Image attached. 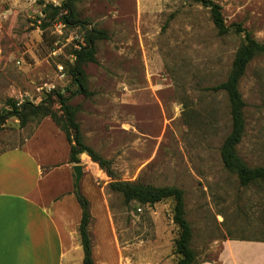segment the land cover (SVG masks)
I'll list each match as a JSON object with an SVG mask.
<instances>
[{"label":"rangeland","instance_id":"374dc122","mask_svg":"<svg viewBox=\"0 0 264 264\" xmlns=\"http://www.w3.org/2000/svg\"><path fill=\"white\" fill-rule=\"evenodd\" d=\"M214 1L228 25L240 23L264 42V0ZM46 4L62 9L42 29ZM92 29L108 37L95 41L97 61L84 65L91 95L71 96L72 51ZM243 37L233 28L218 34L209 9L193 0H0V110L8 98L38 104L51 93L60 114L57 93L69 97L86 143L122 179L184 190L198 264H264V246L249 243L264 242V182L242 186L224 167L230 106L224 90L211 89L228 78ZM239 89L246 132L238 151L250 166L264 165V54L251 60ZM37 123L7 118L0 151L21 145ZM111 180L105 171L90 180L107 196L118 237L108 263L176 264L174 199L126 204ZM233 240L248 242L227 248L223 262Z\"/></svg>","mask_w":264,"mask_h":264},{"label":"crops","instance_id":"0c3cea01","mask_svg":"<svg viewBox=\"0 0 264 264\" xmlns=\"http://www.w3.org/2000/svg\"><path fill=\"white\" fill-rule=\"evenodd\" d=\"M69 153L66 134L50 116L39 121L21 145L0 151V264H83L82 209ZM80 158L84 165L80 192L90 200L93 217L89 230L94 261L109 264L115 253L108 245L114 246L118 237L107 196L100 189L95 193L90 181L104 171L88 154ZM98 227L104 231L100 239L95 235ZM236 242L248 241H230L223 262L227 248ZM258 255L264 256V248Z\"/></svg>","mask_w":264,"mask_h":264},{"label":"trees","instance_id":"16d2710c","mask_svg":"<svg viewBox=\"0 0 264 264\" xmlns=\"http://www.w3.org/2000/svg\"><path fill=\"white\" fill-rule=\"evenodd\" d=\"M193 1L209 9L218 34H227L233 28L235 33L244 35L243 42L233 60L232 70L228 78L211 87V89L214 91L224 90L227 93L230 106L231 130L221 146V159L224 167L237 174L239 183L242 186L264 182V165L250 166L238 151V146L246 132V102L239 89V84L251 60L258 55L264 54V42L258 41L240 23L228 25L225 21L223 7L220 3L214 0ZM63 6H67V2L63 3ZM61 9L62 6L46 4L43 8L46 17L43 18L42 22L44 23L41 25V28L46 29L49 26L45 21L46 18L51 15V19H55L61 13ZM63 18L67 22L69 21L67 15H64ZM107 37L108 35L105 31L92 29L86 37V44L80 45L78 49H73L72 52L75 54L76 59L73 65H70V70L73 82L77 88L71 92V96L77 94L91 95V92L85 84L87 74L84 65L90 61H97L95 41ZM56 97L61 104L60 114L53 109L55 100L51 93H47L45 99L38 104L28 100L20 103L15 98H8L5 108L0 110V124L11 116H16L20 120L21 126H25L30 118H39V121H41L46 116H50L60 129L64 131L70 142L69 162L78 164L81 162L80 156L83 153L88 154L92 161L98 163L99 167L112 179L108 184L109 187L111 190L121 193L126 204L135 201L142 205H152L164 199L173 198L175 201L173 220L179 228V236L175 241L176 264H198L196 252L191 246L193 230L191 223L186 217L184 190L177 186H154L143 183L140 180L132 181L122 179L112 166V160L103 157L92 146L86 143L81 125L75 119V109L68 104L69 97L61 93H57ZM76 195L82 209L79 235L84 250L83 264H95L92 237L89 230L93 218L90 200L81 192H76Z\"/></svg>","mask_w":264,"mask_h":264},{"label":"water","instance_id":"95a60500","mask_svg":"<svg viewBox=\"0 0 264 264\" xmlns=\"http://www.w3.org/2000/svg\"><path fill=\"white\" fill-rule=\"evenodd\" d=\"M84 165L82 163L74 164L73 165V170L75 173V185H76V190L80 192V187H81V180L84 175Z\"/></svg>","mask_w":264,"mask_h":264},{"label":"built area","instance_id":"2783aa9c","mask_svg":"<svg viewBox=\"0 0 264 264\" xmlns=\"http://www.w3.org/2000/svg\"><path fill=\"white\" fill-rule=\"evenodd\" d=\"M27 98H28V97H27ZM27 98H25V99H22V100H21V101H19V102L21 103V102H23L24 100H31L30 98H28V99H27ZM31 101H33V100H31Z\"/></svg>","mask_w":264,"mask_h":264}]
</instances>
